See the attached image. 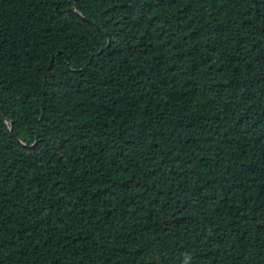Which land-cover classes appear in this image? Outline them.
I'll use <instances>...</instances> for the list:
<instances>
[{"label":"trees","instance_id":"1","mask_svg":"<svg viewBox=\"0 0 264 264\" xmlns=\"http://www.w3.org/2000/svg\"><path fill=\"white\" fill-rule=\"evenodd\" d=\"M0 264H264V0H0Z\"/></svg>","mask_w":264,"mask_h":264}]
</instances>
